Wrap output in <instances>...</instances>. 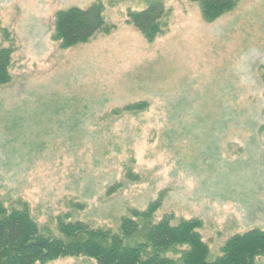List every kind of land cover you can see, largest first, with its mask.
Listing matches in <instances>:
<instances>
[{"label":"rangeland","instance_id":"rangeland-1","mask_svg":"<svg viewBox=\"0 0 264 264\" xmlns=\"http://www.w3.org/2000/svg\"><path fill=\"white\" fill-rule=\"evenodd\" d=\"M155 0H0V203L117 232L158 198L199 219L210 260L233 236L264 231V0L206 21L198 3L164 0L163 35L129 22ZM101 2L109 32L62 48L56 15ZM145 103L135 113L114 110ZM259 264H264V257ZM48 264H97L86 257Z\"/></svg>","mask_w":264,"mask_h":264},{"label":"trees","instance_id":"trees-1","mask_svg":"<svg viewBox=\"0 0 264 264\" xmlns=\"http://www.w3.org/2000/svg\"><path fill=\"white\" fill-rule=\"evenodd\" d=\"M198 3L206 21H215L233 11L239 0H189ZM105 9L101 2L88 8L73 7L56 15L54 40L68 49L90 41L96 34L109 32ZM164 0L150 1L146 9L131 12L129 22L146 39L153 41L163 35L167 26ZM11 48L0 49V86L12 81ZM145 103H136L114 110L135 113ZM20 208L0 203V264H48L73 257L93 259L97 264H259L264 257V231L254 229L233 236L222 249V256L210 260V247L204 242L199 219L174 223L166 215L155 223V214L162 207L161 199L144 211L135 210L122 218L117 232L96 229L82 221L58 218L60 236L39 226L26 203Z\"/></svg>","mask_w":264,"mask_h":264}]
</instances>
